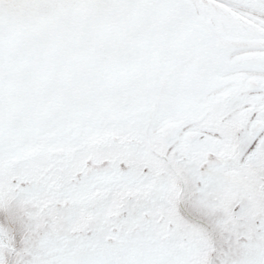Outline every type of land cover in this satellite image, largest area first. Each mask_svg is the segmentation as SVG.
<instances>
[{
	"label": "snow or ice",
	"instance_id": "snow-or-ice-1",
	"mask_svg": "<svg viewBox=\"0 0 264 264\" xmlns=\"http://www.w3.org/2000/svg\"><path fill=\"white\" fill-rule=\"evenodd\" d=\"M0 264H264V0H0Z\"/></svg>",
	"mask_w": 264,
	"mask_h": 264
}]
</instances>
